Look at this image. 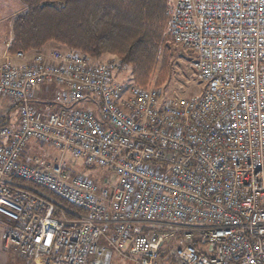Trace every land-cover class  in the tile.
Instances as JSON below:
<instances>
[{
  "label": "built area",
  "instance_id": "obj_1",
  "mask_svg": "<svg viewBox=\"0 0 264 264\" xmlns=\"http://www.w3.org/2000/svg\"><path fill=\"white\" fill-rule=\"evenodd\" d=\"M168 15L174 43L197 52L201 95L166 99L117 80L120 59L75 50L0 56V94L19 109L0 126L6 251L35 264H264V0H176ZM43 84L60 90L41 99ZM31 140L61 159L23 160ZM66 154L112 169L113 188Z\"/></svg>",
  "mask_w": 264,
  "mask_h": 264
},
{
  "label": "trees",
  "instance_id": "obj_2",
  "mask_svg": "<svg viewBox=\"0 0 264 264\" xmlns=\"http://www.w3.org/2000/svg\"><path fill=\"white\" fill-rule=\"evenodd\" d=\"M20 1L24 10L13 18L9 54L39 52L54 43L82 52L94 63L117 56L126 65L117 80L127 67L132 82L141 86L153 75L159 87L170 79L178 47L168 32L172 0ZM17 119L11 123L2 118L0 126L14 125Z\"/></svg>",
  "mask_w": 264,
  "mask_h": 264
},
{
  "label": "rangeland",
  "instance_id": "obj_3",
  "mask_svg": "<svg viewBox=\"0 0 264 264\" xmlns=\"http://www.w3.org/2000/svg\"><path fill=\"white\" fill-rule=\"evenodd\" d=\"M174 1L176 0H172V3ZM23 10L24 6L20 0H0V56L8 53V47L6 46L5 42H9V44L11 42V27L13 18ZM176 48L177 50L174 54L172 74L167 83L159 87L158 85H156V78L153 75L146 86H154L162 89L163 95L166 99L201 95L204 92L205 84L199 79L195 69L197 52L194 50L185 49L182 46H178ZM55 49L60 48L57 47L54 43H49L41 52H49ZM60 50L66 51L67 49ZM115 58L118 59L117 56L106 55L101 59V61H107ZM118 80L127 85L132 83L131 69L127 67V69L118 76ZM59 90L60 88L56 84H52L49 85V90L46 91V85L43 84L36 90L35 96L41 99L51 100L55 97ZM88 104L89 102L86 101L80 103L78 107L82 108L87 106ZM18 115V107H14V104L8 97L0 94V119H7L12 123L13 120L17 119ZM26 150L28 154H30V160L33 157H38L45 162H56L61 159L62 155V152H60L57 148L48 144L39 143L36 140H31ZM64 161L68 164L73 172L90 176V178H92L99 186H103L111 190L113 188V185L116 183L117 174L109 167L88 165L85 163L83 158H75L70 154H66ZM125 247L127 248V245ZM118 255L119 254L115 253L113 260H116L118 258ZM14 263L31 264L34 262L28 261L19 256H15ZM122 263L138 264L128 258L126 259V257L124 260H122Z\"/></svg>",
  "mask_w": 264,
  "mask_h": 264
},
{
  "label": "crops",
  "instance_id": "obj_4",
  "mask_svg": "<svg viewBox=\"0 0 264 264\" xmlns=\"http://www.w3.org/2000/svg\"><path fill=\"white\" fill-rule=\"evenodd\" d=\"M5 44L8 47L9 42H5ZM17 121L14 123V125L17 124ZM29 155L30 154H28V152H26L25 156L23 157V160L30 161ZM4 224H5V220L0 217V264H18V263H14V257L15 256L11 252L6 251L3 247ZM127 247H128V245H127ZM124 259H125V257L123 258V256L118 255V258L116 260H113L112 264H125V263H122V260H124ZM31 264H35V263H31Z\"/></svg>",
  "mask_w": 264,
  "mask_h": 264
}]
</instances>
